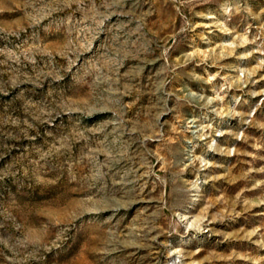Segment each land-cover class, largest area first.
<instances>
[{"label": "rangeland", "instance_id": "obj_1", "mask_svg": "<svg viewBox=\"0 0 264 264\" xmlns=\"http://www.w3.org/2000/svg\"><path fill=\"white\" fill-rule=\"evenodd\" d=\"M0 264H264V0H0Z\"/></svg>", "mask_w": 264, "mask_h": 264}]
</instances>
